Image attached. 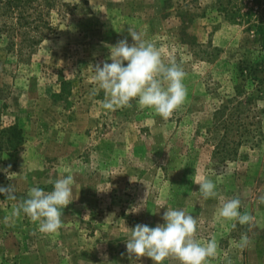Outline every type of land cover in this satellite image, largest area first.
I'll list each match as a JSON object with an SVG mask.
<instances>
[{
    "label": "rangeland",
    "instance_id": "obj_1",
    "mask_svg": "<svg viewBox=\"0 0 264 264\" xmlns=\"http://www.w3.org/2000/svg\"><path fill=\"white\" fill-rule=\"evenodd\" d=\"M165 1L51 0L39 9L48 25L41 29L0 17V130L16 126L24 137L16 148L0 145V169L10 165L16 174L9 180L0 171V186L14 185L17 196L0 193V264H154L130 259L125 241L137 224H165L168 207L198 218L201 243L216 239L217 253L207 264H264V204L258 202L264 195L263 41L247 28L246 16L232 21L220 13L218 0H171V9ZM234 2L249 13L248 0ZM178 4L194 16L195 45L180 41ZM258 17L264 22V14ZM129 29L161 49L166 65L186 73L185 100L167 120L136 101L105 110L103 90L91 94L94 65L111 63L107 45L133 43ZM238 68L261 79V93L245 119L248 133L237 156L220 162L212 153L220 138L217 107L220 94L243 86ZM251 82L247 89L255 92ZM225 166L230 172L219 175ZM195 169L225 198L239 197V211L255 217L250 231L219 217V200L198 193ZM67 175L74 181L72 203L56 233H40L22 212L12 215L31 187L52 191ZM245 232L251 243L240 249Z\"/></svg>",
    "mask_w": 264,
    "mask_h": 264
},
{
    "label": "clouds",
    "instance_id": "obj_2",
    "mask_svg": "<svg viewBox=\"0 0 264 264\" xmlns=\"http://www.w3.org/2000/svg\"><path fill=\"white\" fill-rule=\"evenodd\" d=\"M128 31L133 43L129 44L125 38L115 45H107L111 63L104 61L94 65L92 80L96 87L91 94L95 95L98 90H103L104 99L101 104L105 110L131 107V102L136 101L140 108L151 109L167 120L185 100L187 92L183 80L186 73L175 63L166 65L161 58V49L152 42L145 41L142 33L131 29ZM10 168L9 165L8 169L0 171L12 180L16 174L10 172ZM195 171L194 182L199 185L198 193L204 199L219 200V217L237 221L242 226L247 225L250 231L255 217L247 211H239L242 207L239 197L225 198L216 190V184L212 180L200 177L198 170ZM228 172L230 169L225 166L219 175ZM73 182V177L67 175L55 180L52 191H45L39 186L31 187L27 198L20 200L12 215L19 216L22 212L31 221L38 223L40 233H56L62 227L63 210L72 203ZM0 193L8 200L17 199L14 185L0 186ZM146 196L147 192L139 206L133 208H140ZM258 202L264 204V195L259 197ZM8 219L7 216L4 219L6 225ZM162 219L166 223L157 224L154 228L147 224H137L129 229L131 235L125 243L130 259L148 257L154 264H162L167 258H173L179 264H207L208 259L216 255L218 243L214 237L204 243L195 238L198 218L186 214L182 209L168 207ZM232 227L235 228L236 224ZM250 243L248 234L241 233L237 247L244 249Z\"/></svg>",
    "mask_w": 264,
    "mask_h": 264
},
{
    "label": "trees",
    "instance_id": "obj_3",
    "mask_svg": "<svg viewBox=\"0 0 264 264\" xmlns=\"http://www.w3.org/2000/svg\"><path fill=\"white\" fill-rule=\"evenodd\" d=\"M51 0H7L5 4L0 5V17L4 15H11L14 22L13 25L19 27H31L33 24L39 23L37 28H47V23L42 18L41 7L50 4ZM234 1L227 0L217 1V10L224 14L229 20H236L244 16L247 17L246 23L249 29H255L258 37L262 39V48H264V22L259 19L258 15L264 14V0H248L249 13H241L240 7L235 5ZM85 2V1H84ZM234 2L233 4H231ZM167 8H172V1L166 0ZM176 17L180 20L181 30L179 32L181 43L192 46L196 44V36L189 32L191 23L194 20V16L189 14L188 11H183L181 5L178 4L176 10ZM255 15V19L252 22L249 16ZM249 15V16H248ZM251 70H255L250 68ZM240 76L244 84L241 89L237 86H232L231 91L226 94H220V104L217 107V113L219 114L216 130L220 131L218 142L213 145L212 153L220 160V162L232 161L238 154V148L242 144V138L248 133L245 119L254 113L255 101L258 98V94L261 90L257 87L261 84V79L250 77V74H243V70L238 68ZM252 81L255 84V92L252 88L248 91L247 82ZM226 92V91H225ZM24 141L23 131L16 126H10L0 130V145L7 146L9 148H16L20 146Z\"/></svg>",
    "mask_w": 264,
    "mask_h": 264
}]
</instances>
